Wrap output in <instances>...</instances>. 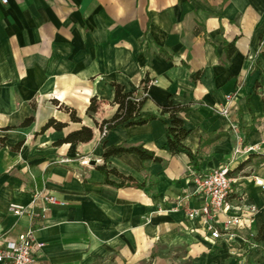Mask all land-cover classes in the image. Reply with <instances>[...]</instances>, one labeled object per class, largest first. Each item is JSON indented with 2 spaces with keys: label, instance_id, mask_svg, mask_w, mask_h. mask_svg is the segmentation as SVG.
Segmentation results:
<instances>
[{
  "label": "crops",
  "instance_id": "obj_1",
  "mask_svg": "<svg viewBox=\"0 0 264 264\" xmlns=\"http://www.w3.org/2000/svg\"><path fill=\"white\" fill-rule=\"evenodd\" d=\"M144 78L142 116L158 114L169 100L189 107L184 142L194 161L169 152L159 119L101 135L99 123L117 108L112 83L143 96ZM91 98L94 113L87 112ZM50 118L66 125L39 133ZM83 125L93 132L88 142L55 143ZM4 127L0 237L34 226L42 247L33 264H264V244L255 239L264 223V0L0 2ZM103 144L143 145L162 161L132 153L104 160ZM85 158L95 164H81ZM103 164L143 186L106 183L97 169ZM223 164L235 191L218 219L240 215L241 224L229 231L233 237L223 232L213 240L187 211L205 204L193 175ZM35 191L66 204L51 206L38 223L11 214L9 204L28 206Z\"/></svg>",
  "mask_w": 264,
  "mask_h": 264
},
{
  "label": "trees",
  "instance_id": "obj_2",
  "mask_svg": "<svg viewBox=\"0 0 264 264\" xmlns=\"http://www.w3.org/2000/svg\"><path fill=\"white\" fill-rule=\"evenodd\" d=\"M235 51L234 42H230L226 45L225 55L229 58ZM148 80L142 79L141 85L143 89V96H138L134 93V90H126L125 87L119 83L113 82L112 87L114 90L113 103L117 105L116 111L109 119H103L98 128L102 132L105 128L106 133L117 127H124L127 130L131 128L143 125L152 120L159 119L165 124L166 145L171 154L185 153L191 161H194L195 156L191 152L190 148L185 144V138L187 137L189 130L184 127L182 114L187 115L189 112L188 106L175 105L171 100L166 104L159 106L158 114L141 115L140 109L146 97V87ZM98 104L96 98L90 99V104L87 108L88 113H94L97 110ZM70 119L72 121H80L73 109L68 110ZM32 120V117L25 119L22 124L27 125ZM66 124L56 121L53 118L47 120V122L40 128L39 133L44 132L46 129L53 127L56 130L62 129ZM8 128H0V133L6 131ZM105 133V134H106ZM93 132L90 127L81 126L79 129L68 132L62 139L55 142L57 145L62 143H78L88 142L92 139ZM6 136L0 135V148L6 145ZM20 143H17L14 149H18ZM122 153H132L137 155L141 160H153L154 162H161L162 159L157 156L153 151L148 150L143 145L136 146H123V145H109L103 144L102 157L106 160L109 156H115ZM97 169L105 176V182L116 186H136L142 187L143 183L136 182L132 177L124 176L118 173L115 169H107L106 166L98 165ZM112 173L119 178L118 182L110 180L108 175ZM231 172L229 171V174ZM255 239L264 244V223L261 225Z\"/></svg>",
  "mask_w": 264,
  "mask_h": 264
},
{
  "label": "built area",
  "instance_id": "obj_3",
  "mask_svg": "<svg viewBox=\"0 0 264 264\" xmlns=\"http://www.w3.org/2000/svg\"><path fill=\"white\" fill-rule=\"evenodd\" d=\"M2 4H6L7 0H0ZM227 101L230 96H226ZM223 115L228 114V108L221 110ZM106 133L103 128L101 135ZM255 147H248L246 151L254 150ZM238 153V150L235 151ZM83 165H89V159L85 158L81 161ZM195 186V192L205 196V204L199 208H191L187 211V218H200L206 225V230L211 239L220 238L221 234H227L233 237L232 228H236L241 224L240 215H227L219 222V216L224 214L228 208V198L234 193L232 186L233 179L229 174V168L223 164L217 168L209 170L204 174H195L192 177ZM257 184L263 186L262 182ZM66 202L59 199L56 195L46 191H35L33 201L30 205L24 206L20 204H9V211L15 216L28 214L31 218L37 219V223L45 216L46 212L53 205L64 206ZM35 207L38 210H35ZM220 223V226L219 224ZM2 245L0 246V264H33L35 261V251L42 247V243L37 242L34 236V226L21 232L15 238L0 237Z\"/></svg>",
  "mask_w": 264,
  "mask_h": 264
},
{
  "label": "water",
  "instance_id": "obj_4",
  "mask_svg": "<svg viewBox=\"0 0 264 264\" xmlns=\"http://www.w3.org/2000/svg\"><path fill=\"white\" fill-rule=\"evenodd\" d=\"M89 164L90 165H94L95 164V161L92 160Z\"/></svg>",
  "mask_w": 264,
  "mask_h": 264
}]
</instances>
